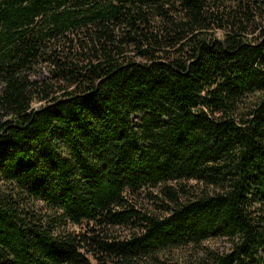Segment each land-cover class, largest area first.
<instances>
[{
  "label": "trees",
  "instance_id": "obj_1",
  "mask_svg": "<svg viewBox=\"0 0 264 264\" xmlns=\"http://www.w3.org/2000/svg\"><path fill=\"white\" fill-rule=\"evenodd\" d=\"M0 264H264V0H0Z\"/></svg>",
  "mask_w": 264,
  "mask_h": 264
},
{
  "label": "rangeland",
  "instance_id": "obj_2",
  "mask_svg": "<svg viewBox=\"0 0 264 264\" xmlns=\"http://www.w3.org/2000/svg\"><path fill=\"white\" fill-rule=\"evenodd\" d=\"M138 119H140V115L139 114H137V115H135V120H138ZM77 229H79L78 227H76ZM218 244V243H217ZM217 244H215V245H217ZM220 245V244H219Z\"/></svg>",
  "mask_w": 264,
  "mask_h": 264
}]
</instances>
